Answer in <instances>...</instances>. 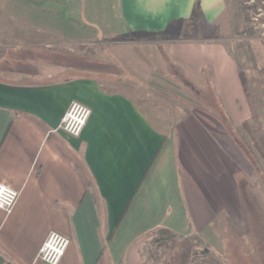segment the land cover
Here are the masks:
<instances>
[{
  "label": "crops",
  "instance_id": "crops-1",
  "mask_svg": "<svg viewBox=\"0 0 264 264\" xmlns=\"http://www.w3.org/2000/svg\"><path fill=\"white\" fill-rule=\"evenodd\" d=\"M32 1L56 7L61 0ZM65 4L97 32L123 39L194 17L209 39L226 8L225 0ZM208 41L157 44L161 83L169 79L166 62L185 72L211 66L223 96L225 78L236 73L222 46ZM76 68L67 64L43 80L18 64L0 77V182L19 192L12 212L0 211V260L44 264L38 250L56 232L69 239L59 264H143L138 244L153 230L202 236L216 211L233 210L234 178L218 165L213 127L191 114L170 126L165 113L153 116L127 94L107 91L105 77L115 72ZM72 103L91 110L78 137L55 130Z\"/></svg>",
  "mask_w": 264,
  "mask_h": 264
},
{
  "label": "rangeland",
  "instance_id": "rangeland-1",
  "mask_svg": "<svg viewBox=\"0 0 264 264\" xmlns=\"http://www.w3.org/2000/svg\"><path fill=\"white\" fill-rule=\"evenodd\" d=\"M65 3L61 0L49 7L32 0H0V77L7 78V68L18 64L38 73L30 78L43 80L62 72L67 64L80 72L110 70L116 75L105 77L107 91L127 94L153 116L165 113L170 126L184 115L199 117L213 127L219 167L234 178L233 210L216 211L200 236L203 243L194 238L186 241L190 247L186 264H264V159L260 155V150L264 153L260 140L264 139V0H225L215 37L200 35L194 17L173 27L172 37L165 39V44L209 40L222 46L237 76L231 77L233 81L225 78L229 87L223 96L211 66L185 72L166 62L169 79L162 84L164 68L157 47L161 41L138 34L129 39L107 36L82 22ZM239 72L245 76L246 92ZM13 76L32 80L29 75ZM179 244L184 240L152 232L137 249L143 264H165Z\"/></svg>",
  "mask_w": 264,
  "mask_h": 264
},
{
  "label": "built area",
  "instance_id": "built-area-1",
  "mask_svg": "<svg viewBox=\"0 0 264 264\" xmlns=\"http://www.w3.org/2000/svg\"><path fill=\"white\" fill-rule=\"evenodd\" d=\"M91 110L79 103H72L60 120L55 130H62L72 137H78L89 116ZM19 192L0 182V211L8 216L17 201ZM69 239L62 234L51 232L43 242L37 253V259L44 264H59L62 260Z\"/></svg>",
  "mask_w": 264,
  "mask_h": 264
},
{
  "label": "trees",
  "instance_id": "trees-1",
  "mask_svg": "<svg viewBox=\"0 0 264 264\" xmlns=\"http://www.w3.org/2000/svg\"><path fill=\"white\" fill-rule=\"evenodd\" d=\"M173 27H176V23H174L173 25L171 24L169 28H167L165 31L160 32V33H154V34H142L141 33L139 35L150 37L153 41H164L166 38L171 36ZM238 77H239L240 84L243 88V91L246 92V80H245L244 74L242 72H239ZM260 140L264 146V139L261 138ZM260 155L264 159V153L261 152V150H260ZM152 232H158L159 234H161V236L167 239L179 238L180 240H184V244H179L177 251L174 252V255H172V257L169 260H167L165 264H186L187 263L190 247L186 241H189L190 238H194L198 242L203 243L202 238L197 234H191L189 236H181L167 228H158L156 230H153ZM0 264H14V263L4 262L0 260Z\"/></svg>",
  "mask_w": 264,
  "mask_h": 264
}]
</instances>
